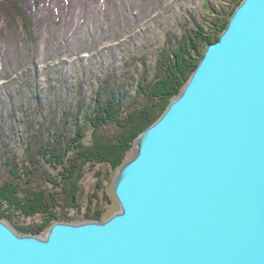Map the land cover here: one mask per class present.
<instances>
[{"label":"water","instance_id":"1","mask_svg":"<svg viewBox=\"0 0 264 264\" xmlns=\"http://www.w3.org/2000/svg\"><path fill=\"white\" fill-rule=\"evenodd\" d=\"M120 209L45 236L0 218V264H264V0H242L135 140Z\"/></svg>","mask_w":264,"mask_h":264},{"label":"rangeland","instance_id":"2","mask_svg":"<svg viewBox=\"0 0 264 264\" xmlns=\"http://www.w3.org/2000/svg\"><path fill=\"white\" fill-rule=\"evenodd\" d=\"M209 4L228 8L233 0H42L38 8L30 4L31 35L21 19L9 27L0 19V148L8 152V158L0 160V181L8 176L7 161L17 160V166L25 161L34 133L43 139L42 151L53 150L47 146L53 140H45L63 128L75 137L74 124L84 127V108L104 80L125 81L134 95L140 75L152 74L169 35L208 18ZM86 129L88 141L91 131ZM38 165L39 176L19 179L23 189L58 191L44 187L42 178L54 180L62 170L41 156ZM117 171L109 164H88L71 204L76 211L69 213L84 215L100 208L111 216L118 211L113 191ZM13 219L20 225H46L43 214L24 217L18 212Z\"/></svg>","mask_w":264,"mask_h":264},{"label":"trees","instance_id":"3","mask_svg":"<svg viewBox=\"0 0 264 264\" xmlns=\"http://www.w3.org/2000/svg\"><path fill=\"white\" fill-rule=\"evenodd\" d=\"M241 2L242 0H233L232 6L228 8L209 4L211 14L208 18L195 20L193 26L182 27L179 34L169 35L167 43L158 52L152 74L144 71L140 75L134 95L127 90L125 81H117L113 77L104 80L90 99L89 105L84 108V127L80 123L74 124L75 137L65 134L63 128L61 132H54L45 140L46 143L53 140L47 145L52 146L53 150L42 151L43 139L35 133L31 135L22 165L17 166L20 162L15 159L5 164L8 176L6 180L0 181V218L7 220L22 234L39 235L45 227L56 221L106 219L109 215L100 208L88 209L84 215L69 213L70 209L75 210V205L71 204L78 198L80 189L77 183L84 176V168L88 164H109L118 169L129 158L136 138L182 92L207 46L220 39L229 18ZM41 3L42 0H0V19L5 20L8 27L15 18L21 19L25 30L31 35L32 22L28 14L30 4L33 8H38ZM3 32L1 25L0 33ZM81 128H84V132ZM86 128L91 131L88 141ZM0 150V160L2 157L7 159L8 152ZM47 154L50 158H47ZM40 156L54 169L62 170L57 176L59 181L57 178H42L44 187L57 189L55 193H47L43 189L33 190L30 187L23 189L19 181L23 177L31 181L36 175L39 176ZM96 176L99 177L100 173ZM98 182L97 189L100 188ZM63 199V203H60ZM18 212L24 217L43 214L46 225L43 228L14 223L13 215Z\"/></svg>","mask_w":264,"mask_h":264}]
</instances>
